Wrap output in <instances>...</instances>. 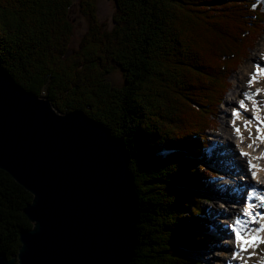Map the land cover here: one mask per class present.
<instances>
[{
    "label": "trees",
    "instance_id": "obj_1",
    "mask_svg": "<svg viewBox=\"0 0 264 264\" xmlns=\"http://www.w3.org/2000/svg\"><path fill=\"white\" fill-rule=\"evenodd\" d=\"M113 2L110 29L97 0H79L87 29L71 49L75 0H0V66L59 112L81 110L126 145L139 201L130 264H195L189 254L210 244L202 237L210 175L194 158L205 154L231 76L264 35L262 4ZM117 67L121 86L107 79ZM31 200L0 169V253L9 259L32 227L23 212Z\"/></svg>",
    "mask_w": 264,
    "mask_h": 264
},
{
    "label": "water",
    "instance_id": "obj_2",
    "mask_svg": "<svg viewBox=\"0 0 264 264\" xmlns=\"http://www.w3.org/2000/svg\"><path fill=\"white\" fill-rule=\"evenodd\" d=\"M61 113L0 66V169L31 194L18 254L0 264H130L139 201L121 139Z\"/></svg>",
    "mask_w": 264,
    "mask_h": 264
},
{
    "label": "bare ground",
    "instance_id": "obj_3",
    "mask_svg": "<svg viewBox=\"0 0 264 264\" xmlns=\"http://www.w3.org/2000/svg\"><path fill=\"white\" fill-rule=\"evenodd\" d=\"M254 54L252 61L231 78L234 88L227 94L225 105L223 104L221 116L223 127L218 135L211 138L215 142L212 147L213 153L229 155L230 159L223 157L222 160L227 165L235 163V167L228 165L232 170L233 180L225 179L221 189V193L225 195H221V203L226 205V208L222 207L221 213L228 217V220L223 221L227 227L223 239L226 248L220 250L217 256L210 255L212 260L210 264H256V248L240 253V258H233V254L239 251L234 235V230L240 227L237 220L242 222V230L245 233L258 232L264 238V232L258 231L264 226V142L256 140L253 144V140L258 135L256 131L258 126L264 133V125L259 123L264 121V75L257 76V81L249 86L253 73L257 71L256 66L259 65L264 69V43ZM257 90H260L259 95L256 94ZM249 96L251 99L248 98ZM241 101L244 102L245 108H240ZM234 111L239 112V119L234 115ZM254 117H259V120ZM249 121L248 127L245 128L246 122ZM237 128L243 136L242 141L236 132ZM250 144L253 145L251 148ZM249 160L255 165L251 171ZM252 171L256 172L255 179L251 175ZM238 197H242L244 202L240 199L241 203H239ZM226 199H229V202L224 203ZM246 209L255 218V223L252 222V218L244 215Z\"/></svg>",
    "mask_w": 264,
    "mask_h": 264
},
{
    "label": "rangeland",
    "instance_id": "obj_4",
    "mask_svg": "<svg viewBox=\"0 0 264 264\" xmlns=\"http://www.w3.org/2000/svg\"><path fill=\"white\" fill-rule=\"evenodd\" d=\"M79 0H75V5L73 9L71 10L72 19L74 20V38L71 45V49L73 47H76L79 43L82 35L86 32L87 24L84 18L81 16V14L78 11L77 4ZM262 4V12L264 14V0L260 1ZM97 6H98V18L101 22H106L108 28L113 27V14L115 12V6L113 0H97ZM264 34V29H263ZM264 43V35L260 37L255 43L254 47L248 52L247 59L243 60L240 65H238L237 71L231 76H233L241 71L244 66L249 64L252 60V57L255 55L254 53L261 48V46ZM256 50V51H255ZM241 68V69H240ZM230 78L231 87L227 94L231 92V90L234 88L232 79ZM108 81L114 85V86H121L124 83V76L122 70L117 67L107 77ZM226 96L224 97V101L222 105L218 108V112L216 113V126L214 129V132H208L209 138V146L205 150V154H198L195 155L194 160L197 164H199L200 167L204 168L206 171H208L210 177L209 180L206 182L204 186L205 190V201L202 202V205L204 207V210H206L208 217L210 219V224L207 226V232L203 234V238L205 237L208 241H210L209 247L206 249H203L201 253H195L191 252L189 257H192L195 260V264H210L212 261L210 258V255H219L220 250L223 248H226L223 244V239L225 237L226 232V225L223 221L228 220V217L221 213L222 207L226 208V205H222V197L221 195L225 196L224 193H221V189L223 187V183L225 179L233 180L232 178V170L228 165H232L235 167V163H228L225 164L222 160L223 157L226 159H230V156H224L221 154H214L212 151V147L214 145V141L211 140L212 137H215L218 135V132L221 131L223 127V120L221 118L222 116V108L225 105ZM224 104V105H223ZM212 175V176H211ZM243 178H246L245 176H242ZM236 197V195H235ZM240 200L241 198L238 197ZM229 202V199H226L224 203ZM216 229V230H215ZM256 264H261L262 261H264V244H261L259 247L256 248ZM219 257V256H218Z\"/></svg>",
    "mask_w": 264,
    "mask_h": 264
},
{
    "label": "snow or ice",
    "instance_id": "obj_5",
    "mask_svg": "<svg viewBox=\"0 0 264 264\" xmlns=\"http://www.w3.org/2000/svg\"><path fill=\"white\" fill-rule=\"evenodd\" d=\"M256 68H257V71H256V73H253L252 78L249 81V86H251L252 83H254V82L257 81V76L264 75V69H262L261 66L257 65ZM259 91L260 90H257V93H256L257 95H259ZM248 98L251 99L250 96ZM240 108H245V105H244V102L243 101L240 102ZM245 110H247V109H245ZM234 115L237 117V119L240 118L239 112H235L234 111ZM254 119L259 120V117H254ZM249 123H250V121L249 122H246L245 128L248 127V124ZM259 123L261 125H264V121H259ZM256 131H257V134L258 135H257L256 139L253 140V144L256 143V140H259L261 142H264V133H262V128L258 126L257 129H256ZM236 132H237L239 138L242 141L243 140V136L240 134V129L237 128L236 129ZM250 138H251V136H250ZM252 146H253L252 144L249 145L250 148ZM241 155H247V154L246 153H241ZM248 165H249V170L250 171H251L252 168L255 167V165L252 164V161L251 160L248 161ZM251 175L255 179L256 172L255 171H252L251 172ZM244 215L245 216H249L250 218H252V222L255 223V218L252 217L251 212H249L247 209L245 210ZM237 224L240 225V227H237L234 230V235H235V242H236L237 247L239 248V251L238 252H235L233 254V258L234 259L240 258V253L247 252L249 249H255V248L259 247L261 244H264V238H262L258 234V232L257 233H245L242 230L243 229L242 222H240L239 220H237ZM258 231L259 232H264V226H261ZM261 264H264V261H262Z\"/></svg>",
    "mask_w": 264,
    "mask_h": 264
}]
</instances>
